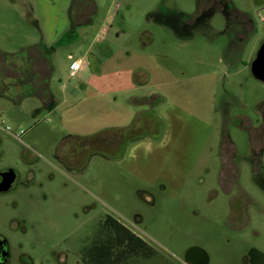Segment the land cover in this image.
Segmentation results:
<instances>
[{"label":"rangeland","instance_id":"obj_1","mask_svg":"<svg viewBox=\"0 0 264 264\" xmlns=\"http://www.w3.org/2000/svg\"><path fill=\"white\" fill-rule=\"evenodd\" d=\"M218 1L255 20L233 62L224 20L200 23L206 0H0V78H47L52 101L0 81L3 163L25 154L34 171L0 194V233L31 264H86L105 215L152 248L136 264H187L190 246L207 264L264 252V152L247 159L264 140L247 122L264 101L247 63L264 0ZM69 145L66 170L53 155Z\"/></svg>","mask_w":264,"mask_h":264},{"label":"flooded vegetation","instance_id":"obj_2","mask_svg":"<svg viewBox=\"0 0 264 264\" xmlns=\"http://www.w3.org/2000/svg\"><path fill=\"white\" fill-rule=\"evenodd\" d=\"M214 16H218V18L224 20V22L227 24L225 28H228V30L232 31L233 34L228 45L230 50V57L228 60L231 62L238 60L237 57L239 55V52L242 50V43L246 39V35H250L253 32H256L255 20L247 13L237 11L234 9V7L228 6V4L220 3L218 0H206V4L205 6H203L202 14L200 17V23L203 22L204 25H206L207 23L209 24V20H211ZM261 21H264L263 17L261 18ZM195 22H198V20ZM263 42L264 38L260 39L251 57L247 60L250 73L251 63L255 59L257 50ZM41 101L43 103H46V105L52 102L51 98L49 101ZM261 105L262 106L259 113L260 118L254 124L251 120L247 121L248 127H251L250 129H252L253 131H261L262 129H264V101ZM256 143V146L253 145L251 147V154L247 159L258 164L260 161V156L262 155V152H264V140L257 141ZM235 153L236 149L234 147H232V149H224L223 159L226 158V160L222 159V161L232 162ZM53 158L63 168H65L66 170H70V145L61 151L57 149L53 155ZM32 163L33 162L30 158L25 157V154H22L16 160L12 161L13 165L6 164L3 163L2 155L0 153V194L9 193L10 191H14L18 185L26 186L29 182H31L34 178V171L30 168ZM17 227L18 225L16 224L11 225V229H15ZM105 238H107V234H104L101 240ZM148 258L132 257L126 264H136V260L139 259L140 261H145ZM17 259L19 260L20 264H31L27 253L22 248V244L19 242V244L14 245L12 241H10L5 235L0 233V264H18V261H16ZM103 264H107L106 259L103 261ZM244 264H249L248 258H246Z\"/></svg>","mask_w":264,"mask_h":264},{"label":"trees","instance_id":"obj_3","mask_svg":"<svg viewBox=\"0 0 264 264\" xmlns=\"http://www.w3.org/2000/svg\"><path fill=\"white\" fill-rule=\"evenodd\" d=\"M74 3L75 0H73L72 5ZM31 48L36 49V51H38L36 56H38L40 60H46L50 66L48 59L38 48ZM22 60L24 62L20 64L18 73L23 72V69L26 71L31 68L28 50H26V56ZM34 76L35 75H33V77ZM0 81L4 85H13L22 89L23 86L25 88L28 86L26 90H28L29 94H33L40 100H50L51 93L49 91L47 78H38V76L34 78H7V75L3 73ZM48 105H50V103ZM100 227L99 234L83 251V259L86 264H103L105 259L107 260V264H126L132 257L148 258L153 254L152 248L141 237L112 216L105 215ZM104 234H107V238L101 240ZM247 258L249 264H264V252L255 247H251L248 250Z\"/></svg>","mask_w":264,"mask_h":264},{"label":"water","instance_id":"obj_4","mask_svg":"<svg viewBox=\"0 0 264 264\" xmlns=\"http://www.w3.org/2000/svg\"><path fill=\"white\" fill-rule=\"evenodd\" d=\"M251 73L254 78L264 81V42L257 50L255 59L251 63ZM184 261L189 264H207L206 252L198 246H190L184 252Z\"/></svg>","mask_w":264,"mask_h":264},{"label":"crops","instance_id":"obj_5","mask_svg":"<svg viewBox=\"0 0 264 264\" xmlns=\"http://www.w3.org/2000/svg\"><path fill=\"white\" fill-rule=\"evenodd\" d=\"M57 106V102L55 103V107Z\"/></svg>","mask_w":264,"mask_h":264}]
</instances>
